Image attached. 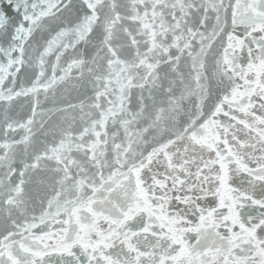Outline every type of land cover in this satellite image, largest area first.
Returning a JSON list of instances; mask_svg holds the SVG:
<instances>
[{"label":"snow or ice","instance_id":"6c2138e0","mask_svg":"<svg viewBox=\"0 0 264 264\" xmlns=\"http://www.w3.org/2000/svg\"><path fill=\"white\" fill-rule=\"evenodd\" d=\"M0 264H264V0H0Z\"/></svg>","mask_w":264,"mask_h":264}]
</instances>
